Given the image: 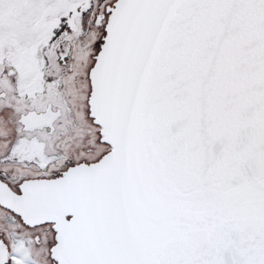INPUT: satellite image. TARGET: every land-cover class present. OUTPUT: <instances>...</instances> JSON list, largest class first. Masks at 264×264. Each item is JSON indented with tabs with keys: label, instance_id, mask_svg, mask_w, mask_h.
Wrapping results in <instances>:
<instances>
[{
	"label": "snow or ice",
	"instance_id": "1",
	"mask_svg": "<svg viewBox=\"0 0 264 264\" xmlns=\"http://www.w3.org/2000/svg\"><path fill=\"white\" fill-rule=\"evenodd\" d=\"M0 264H264V0H0Z\"/></svg>",
	"mask_w": 264,
	"mask_h": 264
}]
</instances>
